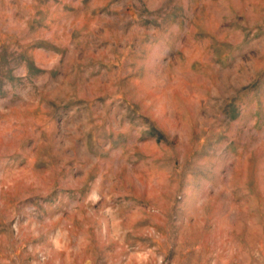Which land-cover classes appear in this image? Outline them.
<instances>
[{
    "label": "rangeland",
    "instance_id": "obj_1",
    "mask_svg": "<svg viewBox=\"0 0 264 264\" xmlns=\"http://www.w3.org/2000/svg\"><path fill=\"white\" fill-rule=\"evenodd\" d=\"M0 264H264V0H0Z\"/></svg>",
    "mask_w": 264,
    "mask_h": 264
}]
</instances>
